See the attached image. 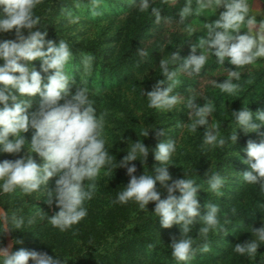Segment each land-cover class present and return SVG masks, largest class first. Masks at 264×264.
Masks as SVG:
<instances>
[{"label":"clouds","instance_id":"1","mask_svg":"<svg viewBox=\"0 0 264 264\" xmlns=\"http://www.w3.org/2000/svg\"><path fill=\"white\" fill-rule=\"evenodd\" d=\"M38 0H0V34L15 32V39H0V153L17 154L25 149V133L34 130L27 156L14 161H0V192L11 193L21 189L25 194H32L47 188L49 181L55 178L52 191L47 190V204H53L58 211L49 218L51 225L61 232L71 229L87 216L86 201L95 193V180L102 169L112 164L113 155L105 148V120L97 116L93 102L89 99L87 88H77L71 92L70 76L65 68L72 52L66 42L47 40V31H41L39 17L34 9ZM149 0H140L141 11L149 9ZM218 19L204 25L206 35L192 46L191 54L182 60L180 67L185 72L199 74L205 66L208 53L214 55L218 63L234 66L235 70L225 69L227 78L218 83L221 92L234 94L239 84L241 73L237 68L253 64L258 58H264V20L249 15L246 0H198L195 10L187 3L180 10L181 19L199 13L206 8H221ZM151 14L157 22L161 19L160 11L152 8ZM246 29V30H245ZM188 31L194 32L189 27ZM199 53V54H197ZM180 60L178 53L172 54V61ZM40 62V70L33 67V62ZM168 60H161L162 75L146 96L148 107L170 111L181 102L177 95H171L178 83L176 72L170 71ZM86 62V67H87ZM42 73L44 76H42ZM18 74V75H17ZM46 77V83H45ZM39 97L34 111L31 98ZM187 107L190 124L189 131L196 132L205 126L204 143L209 146H224L219 128L209 123L214 112L211 102L199 106L189 99ZM239 131L245 135L258 133L264 128V112L253 114L248 108L231 113ZM184 125H178L183 127ZM23 134V135H22ZM149 135L148 131L143 133ZM164 136V132H159ZM235 145L237 132L230 137ZM129 147V146H128ZM177 148L176 141L164 140L152 151L159 167L150 173L136 176L137 168L133 162L142 164L147 160L150 149L139 139L130 144V150L120 160L118 168L126 169L129 177L127 186L117 193L113 203L126 204L133 201L141 210H147L149 203H154V215L164 229L174 225L181 229L180 238L170 245L172 256L181 264H187L194 255L193 238L189 235L191 226L198 220L203 221L199 231L207 234L219 224V207L216 204L205 205L202 214L198 200L199 186L193 179H172L169 173L170 160ZM247 159L242 160L249 171L241 176L245 183L259 185L264 191V140L260 143L249 140L245 149ZM33 154L43 163L38 165ZM85 181H88L86 184ZM209 189L220 193L224 179L214 175L207 181ZM167 191L161 198L156 186ZM175 193H179L177 196ZM42 212V211H41ZM24 225L23 218L9 216L0 210V236L6 232L19 231ZM256 239L237 244L235 252L249 257L255 256L264 242V226L252 229ZM18 243V242H17ZM208 252L209 247L201 249ZM61 264L60 259L47 253L20 249L11 252L0 247V264Z\"/></svg>","mask_w":264,"mask_h":264},{"label":"trees","instance_id":"2","mask_svg":"<svg viewBox=\"0 0 264 264\" xmlns=\"http://www.w3.org/2000/svg\"><path fill=\"white\" fill-rule=\"evenodd\" d=\"M96 1L98 0H48L50 8L48 10L40 7L41 0H38L34 14L39 17L41 28L39 30L47 31V40L57 43L62 40L67 43L73 55H89L93 60L88 81L81 83L83 79L80 71L84 70V66L76 63L72 67L73 77L74 82H79L81 87L90 89L89 97H92L94 107L107 106L116 109V116H112V120L116 123L118 132L109 131L111 146L108 147L105 144V148L113 155L112 164L102 169L95 180L94 196L84 205L87 208V216L64 232L54 228L48 218L58 211L54 204L52 207L47 204V190L54 189L55 178L49 181L47 188H42L41 191L30 195L25 194L19 188L11 193L0 192V205L6 213L8 212L10 217L15 215L24 220V225L19 231L10 232L14 242L12 252L25 249L47 253L53 257L56 255L61 264H181L171 254L170 245L174 239L171 241L164 239L177 234H179V239L181 229L174 225L170 228L171 231L167 230L170 235L167 234L158 239L162 227L159 225L158 217L153 214L154 203H149L147 210H141L133 201L126 204L113 203L117 193L122 191L129 182L126 169L118 168V162L127 154L126 151L130 150L131 142L135 143L139 139L150 149L149 156L143 164L141 163L143 157L139 158L141 162H133L137 168L135 175L140 176L144 172H152L154 167H159L151 150H154L164 140H174L177 148L169 162V173L172 179L183 178L185 174L186 178L195 181L200 188L198 200L202 214L206 211V203L216 204L219 207V224L215 229L210 230L206 235L201 233L199 229L203 226L202 220H198L191 226L189 235L193 238L195 252L187 264H264V248L252 257L238 254L234 250L235 246L229 249L222 248L225 240H231L232 236L240 232L242 222L252 220L255 216L262 214L256 200H251L249 197L250 191L247 190L248 185L245 186L244 180L233 187L224 182L220 189L224 192L222 197L209 189L208 179L219 175L225 180L228 173L234 172L233 168L236 164L231 153L238 148L239 144L234 145L230 140L232 135L224 123L220 122L217 126L221 137L226 141L222 147L206 145L203 139L204 130L194 132L197 140L192 139L191 134L190 136L188 134L182 142H179L177 139L181 133V127H178L180 124L176 119L164 127L165 122L175 115L160 113V109L148 107V100L143 93L146 95L148 91H151L156 81L147 77L146 73L155 67L156 61L154 59L142 62L137 58L140 33L134 34L129 43H127V37L124 41L122 33L115 35V41L121 46L119 51L114 50L113 52H107L102 44L92 43L99 41L89 40L86 41L87 46L81 47L77 42L67 41L68 39L63 35L65 31L61 28V22L64 21H56V17L82 9L85 16L92 18V14L101 13L95 6ZM107 1L108 6L116 12L115 7H118L116 4L119 3H114V0ZM151 19L152 17L147 22L151 23ZM0 39L13 40L15 32L0 36ZM32 66L37 71L40 70L39 61L33 62ZM136 73L143 77L139 78ZM42 76H44L43 73ZM163 80L166 85L171 83L166 78ZM178 84L179 82L173 88L174 91L178 89ZM126 88L131 92L130 97ZM100 101L101 104H99ZM32 102L38 103L39 97H34ZM170 126L173 130L166 133L165 130ZM145 131L149 132L147 137L143 135ZM161 131L164 132V136L159 135ZM33 134L34 130L31 129L25 133V149L17 154L0 153V161H14L26 157L27 150L30 153L29 144ZM33 159L38 165L43 162L35 154H33ZM85 183L87 184L88 181ZM257 187L259 188V185ZM156 189L162 199L167 196V191L159 184ZM257 190V193L253 194L255 197L260 193V190ZM245 193L248 194L247 199L242 200L241 197ZM175 194L179 195V193ZM152 225H154V237L151 236L150 227ZM5 240V234L0 236V247L4 246ZM249 240L251 236L244 238L241 243ZM261 243L264 246V242ZM204 245H207L212 252H202L200 248ZM29 264L32 262L30 261Z\"/></svg>","mask_w":264,"mask_h":264},{"label":"rangeland","instance_id":"3","mask_svg":"<svg viewBox=\"0 0 264 264\" xmlns=\"http://www.w3.org/2000/svg\"><path fill=\"white\" fill-rule=\"evenodd\" d=\"M246 2L249 7V15L256 18L257 22L264 20V0H246ZM94 3L97 10L101 13L92 14V18L85 16V12L82 9H76L74 12H67L69 14L66 13L65 15L56 17V21H64L61 22V28L65 31L63 35L68 39L67 41L77 42L81 47L88 45L86 41H99L92 43L102 44V47L107 52H113L114 50L119 51L121 46L120 43L117 44L115 41V35L122 33L124 41H126L127 37V43H129L130 38L134 34L140 33L141 38L139 39L136 52L138 54L137 58L142 62L152 61L154 59L156 61L155 67L148 70L146 73L147 77L153 79L154 82L166 78L162 75V70L159 65L161 60H168L169 70L176 72L175 79L179 82L177 85L178 89L175 91L173 90L171 95L179 96L181 102L170 111L159 110L160 113L175 115L169 121L165 122L164 127L172 123L173 119H176L180 125H184L180 128L181 133L177 140L182 142L188 134L189 136L191 134L190 137L192 139L197 140L198 138L195 136L194 132L189 131L187 126V124L191 123L189 119L191 109L187 107L188 100L191 99L195 101L199 106L211 102L215 110L209 118V123L217 127L218 124L222 122L230 131L231 135H234L236 132L238 135V140L236 142L239 144L238 148L231 153L234 161H236L233 168L234 172H231V174L228 173V177L225 178L224 182L226 184L229 183L231 187L238 182H242L243 178L241 175L249 171L248 166L242 163V160L247 159L245 153L247 142L251 140L260 143L261 140H264V128L259 130V134L252 133L245 135L242 131H239L231 113L239 111L243 107L248 108L253 114L264 112V58H258L253 64L236 69L241 73V78L239 81H234L239 84V88L232 95L221 92L217 85L218 83L224 82L227 78L228 74L225 69L235 70L234 66L227 64V61L221 65L211 52L208 53L207 62L199 74L185 72L178 66L182 64L184 58H187L191 54L192 46L195 45L202 36L206 35L204 25L218 19L220 13L224 11L223 7L218 9L206 8L199 13L194 11L193 15L181 19L179 15L180 10L183 9L187 3H190L195 10L198 8V0H149L150 7L144 11L140 9V0H118V2L114 0V3H119L116 4L118 7L121 6L120 8L115 7L116 12H113V8L108 6L109 2L107 0H98ZM39 6L50 10L48 0H41ZM152 8H156L160 11L161 19L159 22H157L155 16L151 14ZM150 17H152V22L148 23L147 21ZM189 27L193 28L194 32L190 33L188 31ZM3 35H8V33H3L0 36ZM173 53H178L180 60L173 62ZM86 62L88 65L87 67ZM92 62L93 60L89 55L79 54L75 56L72 54V58L65 68L66 73L70 76L72 81L70 85L71 92L75 93L77 88H83L79 82H74V70H72L74 63L84 66V70L80 71V76L83 79L81 83H85L90 77L89 73L92 69ZM136 76H139V78L143 77L137 73ZM91 91L95 92L93 90ZM126 91L130 97L131 92H129L128 89ZM90 94L91 93H89V96ZM91 98L92 97H89L90 100ZM32 99L33 98H31V102ZM91 101L93 102V100ZM101 103L100 101L99 104ZM37 104V102H32L33 108L30 111H34ZM95 109L97 116H103L105 120L103 135L106 140V146L109 147L111 146V138L108 132H118L116 123L112 120V116H116V109H111L107 106L95 107ZM172 130L173 127L170 126L165 132L169 133ZM203 130L205 131V126L197 129V131ZM166 136H168V134H166ZM42 163L43 162H40V164ZM244 184L245 186L248 185L247 190L250 191L249 197H251V200H256L262 214L255 216L252 220L242 222L240 224V232L232 236L231 240H225L222 244L223 249L233 248L248 236H251V239H256V235L252 229H259L264 226V191H262L260 187L258 188L257 185ZM256 188L260 190V193L255 197L253 194L257 193L258 190ZM220 193L219 196L222 197L224 192L220 190ZM247 196L248 194L245 193L241 199L246 200ZM3 210L6 213L4 208ZM150 228L151 236L154 237V225ZM167 230L171 231L170 228H162L158 235V239L159 237H165L167 234L170 235ZM178 235L179 234L176 236L173 235L174 237H165L164 239L171 241L176 237L178 240ZM259 245L260 247L257 251L264 248L261 242H259ZM7 246L6 237L3 247L7 248ZM203 247L204 246H202V248ZM211 252L212 251L209 250L205 253Z\"/></svg>","mask_w":264,"mask_h":264},{"label":"water","instance_id":"4","mask_svg":"<svg viewBox=\"0 0 264 264\" xmlns=\"http://www.w3.org/2000/svg\"><path fill=\"white\" fill-rule=\"evenodd\" d=\"M0 210H3V208L0 206ZM4 211V210H3ZM6 237H7V248L9 249L10 253L12 252V249L14 247V242L12 240V236L10 232H6Z\"/></svg>","mask_w":264,"mask_h":264}]
</instances>
